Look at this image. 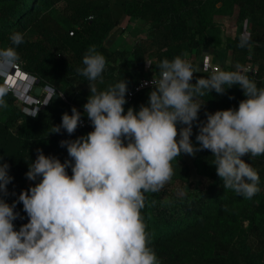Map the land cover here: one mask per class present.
I'll use <instances>...</instances> for the list:
<instances>
[{
  "label": "clouds",
  "instance_id": "clouds-1",
  "mask_svg": "<svg viewBox=\"0 0 264 264\" xmlns=\"http://www.w3.org/2000/svg\"><path fill=\"white\" fill-rule=\"evenodd\" d=\"M250 38V33L242 36L239 46L251 47ZM9 39L19 46L24 35L15 32ZM19 62L15 47L0 48V77L8 80ZM82 64L76 71L89 87L83 113L73 107L50 133L63 130L72 136L86 116L92 131L59 142L68 159L61 162L37 148L25 173L34 186L9 204L5 198L16 196L8 190L14 178L0 158V264H160L142 210L147 194L160 192L171 181L172 162L182 154L194 157L209 151L224 189L249 200L259 193V174L242 158L264 156V88L240 65L192 83L197 70L189 60L163 59L156 65L158 76L142 85H151L147 103L125 111L127 81L121 79L106 90L94 83L103 82L107 64L94 45ZM233 86L245 97L238 107L205 111L201 121L205 102L198 98L213 91L225 95ZM10 91L0 85V108L8 107L5 98ZM54 95L55 90L44 105ZM38 110L25 112L35 118ZM194 125L198 147L191 140ZM18 204L27 222L17 228L15 222L25 218L16 211Z\"/></svg>",
  "mask_w": 264,
  "mask_h": 264
},
{
  "label": "trees",
  "instance_id": "trees-1",
  "mask_svg": "<svg viewBox=\"0 0 264 264\" xmlns=\"http://www.w3.org/2000/svg\"><path fill=\"white\" fill-rule=\"evenodd\" d=\"M232 16L235 25L228 33L225 22ZM126 17L139 25L140 33L127 48H108L106 37ZM245 21L251 47L239 46ZM73 28V35H69ZM15 32L24 35L19 46H13L9 39ZM93 45L107 61L103 82L96 81L98 90H106L121 79L127 81L129 89L145 76L148 62L150 71L158 74L156 65L176 56L190 59L197 70L195 83V78L211 74L198 69L197 58L204 52H212L224 71L252 63L257 72L246 74L264 88V0H0V48H16L20 69L35 77V87L40 88L38 94L31 92L34 97L43 99L45 85L59 93L48 105H37L35 118L26 114L23 108L27 104L12 91L5 98L8 107L0 108V158L10 166L9 175L14 178L8 185L9 193H16L5 198L9 204L22 190L34 186L25 173L37 148L63 162L68 157L59 142L92 131L79 127L72 136L63 130L50 134L52 127L61 123L62 114L71 115L73 107L83 113L89 87L76 70L83 67L82 58ZM227 54L229 63L224 61ZM0 85H4L1 79ZM151 90L136 93L127 101L125 111L146 104ZM244 98L236 86L225 95L210 92L198 98L205 102L199 119H206L205 111L237 108ZM197 131L194 125V140ZM176 159L184 169L181 175L174 174L171 182L182 179L186 190L178 193L165 185L160 192L147 194L142 210L160 264H264V156L242 158L260 177V191L250 200L224 189L209 151L197 152L190 163L183 154ZM196 176L207 179L205 188L190 189L192 183L199 182ZM16 211L25 216L21 204ZM26 222L25 216L15 224L18 228Z\"/></svg>",
  "mask_w": 264,
  "mask_h": 264
},
{
  "label": "rangeland",
  "instance_id": "rangeland-1",
  "mask_svg": "<svg viewBox=\"0 0 264 264\" xmlns=\"http://www.w3.org/2000/svg\"><path fill=\"white\" fill-rule=\"evenodd\" d=\"M220 4H217V6H219ZM55 17V16H54ZM229 19V20H228ZM227 21L225 22L226 23V29L228 31V33H232V26L235 25V20L233 19V16L228 18ZM220 20V19H219ZM139 26V25H138ZM137 24H135V22L132 20H128V18H124L123 21L115 28L113 29V31L106 37L105 39V45L110 48V49H121V48H127L129 47V45L136 39L137 35L140 33V27H138ZM243 32H242V36L244 35H247L249 33V24L247 22V24H245L244 22V26H243ZM204 52V51H203ZM206 53V52H204ZM202 54L197 58V64L201 61V58H202ZM213 58V61H216L217 62V59L212 56ZM225 62H230V56L229 54H227V57L226 59L224 60ZM150 63V62H149ZM220 67H222V64L221 62L219 63ZM20 68V67H19ZM149 68V67H148ZM151 70V67L149 68ZM149 70V71H150ZM0 79L2 80V83L5 85L4 83V78L3 77H0ZM32 80H27L25 82L23 81H20L19 79L17 80V82H20L19 83V86H17V84L15 85V87L13 88V93L15 92V95L22 101H24V97H22L21 95H23L22 90L24 88H29V84ZM7 82V81H6ZM95 85L97 86L98 83L94 82ZM6 86V85H5ZM35 89V88H34ZM30 90L28 91L29 93V96L31 98H33V95H32V91L34 90ZM21 96V97H20ZM30 98L28 100V102H30ZM32 101L34 102L35 100L32 99ZM33 105V108H35L34 106L35 105H38L37 103H34L32 104ZM29 106V105H27ZM191 140H192V143L194 146H198L196 140H194L192 137H191ZM183 158L188 162L190 163L191 160H192V157L188 156V155H185L183 154ZM183 163L180 161V160H173L172 162V166H173V170H174V174L176 175H181L182 172H183ZM196 178L198 179L199 182H194L192 183L191 185V188L190 189H200V188H205L206 184H207V179L202 177V176H196ZM31 184H33V182H30ZM34 185V184H33ZM166 185H168L169 187L171 188H174L173 190L176 191V192H183L186 190V187H185V181H183L182 179H174L172 180V182H168ZM178 264H186L185 262H181V263H178ZM197 264V263H195Z\"/></svg>",
  "mask_w": 264,
  "mask_h": 264
},
{
  "label": "built area",
  "instance_id": "built-area-1",
  "mask_svg": "<svg viewBox=\"0 0 264 264\" xmlns=\"http://www.w3.org/2000/svg\"><path fill=\"white\" fill-rule=\"evenodd\" d=\"M90 17L91 16H89V18ZM76 28H78V27H76ZM73 33H74V28L70 29L69 32H68L69 35H73ZM185 59L190 61L189 58H185ZM198 69L201 70V71H204V72L213 73V72H215L217 70H221V67H220L218 62L213 61V58H212L211 54L209 52H206V53L202 54L201 61L198 63ZM241 70H243L245 73L255 74L257 72V67L255 65H253L252 63L248 62L241 68ZM13 71H14V74H15L16 71H20L21 74L24 75L22 79H19L20 81L25 82V81L30 80V79L32 80L30 82V84H29V88L28 89L24 88L22 90V92H21V93H24L22 96L26 95L23 98L24 99L23 102L26 103L27 105H29V106H25L23 108V110L25 111V109H29V110L37 109L38 108L37 105H35L34 106L35 108H33L32 104H34V103H37V104H40V105H44V103L48 100L49 96L52 94V91L54 90V88L49 86V85H45L44 88H43L44 92H45V95H44L42 100H39L38 98H36L34 96H33V98H31L29 96L28 91H30V90L35 88V84L37 83V80L35 79V77H33L32 75L24 72L19 67L17 69L13 70ZM157 76H158V74H153L150 71L149 74L141 77L138 81L134 82L132 84V86L128 89V93L126 95V100L127 101L131 100L136 93L140 92L143 89L151 88L150 84H148L146 86H142V85H144V82H150L152 80V78H156ZM24 78H27V79H24ZM6 81L7 80L4 79V83H5L6 86H8V87H10L12 89L15 87V86H11ZM29 98L31 100L30 102H28ZM32 99H34L35 101L33 102ZM81 127L93 130L92 127L90 126V122L87 120L86 117H83V125Z\"/></svg>",
  "mask_w": 264,
  "mask_h": 264
},
{
  "label": "bare ground",
  "instance_id": "bare-ground-1",
  "mask_svg": "<svg viewBox=\"0 0 264 264\" xmlns=\"http://www.w3.org/2000/svg\"><path fill=\"white\" fill-rule=\"evenodd\" d=\"M23 74H21L20 71H16L14 74V71L10 74V78L7 80V83L10 84L11 86H15L18 79L23 78ZM24 94V93H23ZM22 96V95H21ZM26 96V95H25ZM24 97V96H22Z\"/></svg>",
  "mask_w": 264,
  "mask_h": 264
},
{
  "label": "water",
  "instance_id": "water-1",
  "mask_svg": "<svg viewBox=\"0 0 264 264\" xmlns=\"http://www.w3.org/2000/svg\"><path fill=\"white\" fill-rule=\"evenodd\" d=\"M34 92L36 94H38L40 92V88L39 87H35ZM58 95H59V93L58 92H55V95L53 97H57Z\"/></svg>",
  "mask_w": 264,
  "mask_h": 264
},
{
  "label": "crops",
  "instance_id": "crops-1",
  "mask_svg": "<svg viewBox=\"0 0 264 264\" xmlns=\"http://www.w3.org/2000/svg\"><path fill=\"white\" fill-rule=\"evenodd\" d=\"M210 54H211V56H214V54L212 53V52H209ZM149 63V62H148ZM219 63V62H218ZM147 68V70H146V74L145 75H147V74H149L150 73V69L148 68V66L146 67Z\"/></svg>",
  "mask_w": 264,
  "mask_h": 264
}]
</instances>
